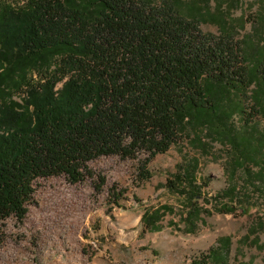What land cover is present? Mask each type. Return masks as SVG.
<instances>
[{"label": "trees", "instance_id": "1", "mask_svg": "<svg viewBox=\"0 0 264 264\" xmlns=\"http://www.w3.org/2000/svg\"><path fill=\"white\" fill-rule=\"evenodd\" d=\"M25 2L0 9V226L25 220L38 179L82 182L101 157H145L139 179L148 181L147 166L194 129L228 135L239 155L235 166L253 158L246 151L252 141H238L230 107L243 86L264 94L263 50L245 64L247 49L228 31L203 33L202 17L186 15L178 0ZM192 161L167 188L184 195L194 225L202 206ZM257 175L264 186L263 170ZM222 195L232 205L223 214L255 208L236 184ZM154 209L143 215L151 231L170 210ZM221 243L226 252L212 248L190 264H230L231 240Z\"/></svg>", "mask_w": 264, "mask_h": 264}, {"label": "rangeland", "instance_id": "2", "mask_svg": "<svg viewBox=\"0 0 264 264\" xmlns=\"http://www.w3.org/2000/svg\"><path fill=\"white\" fill-rule=\"evenodd\" d=\"M178 1L186 15L202 17L203 33L220 37L228 31L238 47L248 50L243 57L238 50L245 64L248 55L264 52V0ZM25 3L0 0V9ZM240 91L230 111L238 141H252L246 151L254 156L243 161L245 166H235L239 155L228 135L198 128L147 166L152 174L148 181L139 179L143 156L98 158L89 164L92 176L76 184L67 176L40 178L25 220L10 218L0 226V264H190L212 248L226 252L221 240L228 238L230 264H264V186L257 178L264 173V111L259 110L264 109V94L255 93L254 85ZM253 94L261 99L259 107ZM193 159L198 160L197 201L202 206L194 225L187 220L184 195L167 188L179 167ZM233 184L255 205L248 213L239 208L221 213L232 207L222 192ZM162 206L170 210L163 211L159 228L147 229L145 210Z\"/></svg>", "mask_w": 264, "mask_h": 264}]
</instances>
